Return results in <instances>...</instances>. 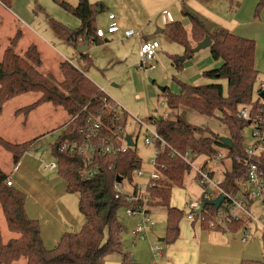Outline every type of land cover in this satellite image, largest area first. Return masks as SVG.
Masks as SVG:
<instances>
[{
    "label": "rangeland",
    "instance_id": "obj_1",
    "mask_svg": "<svg viewBox=\"0 0 264 264\" xmlns=\"http://www.w3.org/2000/svg\"><path fill=\"white\" fill-rule=\"evenodd\" d=\"M67 1L74 6L79 4V0ZM260 1L89 0L90 3L98 5L96 26L107 32L111 24L109 14L113 13L119 32L111 35L107 33L101 38L100 43L92 42L89 45L87 53L92 58L93 65L87 70V75L99 89L104 88L105 93L118 104L121 114L127 113L125 131L134 136L135 146L132 149H135L141 158V166L137 170H140L142 175L134 172L130 175L131 181L129 178L124 179L119 183L118 189L124 194H132L137 184L139 189L138 193L133 194L136 198L133 204H137L141 199L144 211L146 210L150 220L155 224L148 229L144 238L136 237L134 231L143 220V213L137 211L129 214L125 206L120 207L117 217L123 228L121 231L122 253L107 255L105 264H183L179 262L184 258L185 245L177 243L185 233L187 236L196 235L197 239L192 242L206 249L207 260H209L206 264H241L243 260L264 261V232L260 227L252 226L253 235L246 243L242 242L243 229L234 233L227 232L228 235L224 238L228 244H221L223 234L219 230L208 229L211 241L204 244L205 240L201 239V218L197 217L193 221L188 219V214L192 212L191 203H198L203 192L200 184L195 181L194 170L195 166L201 165L205 160L201 156L193 161L194 167H191V172L185 174L183 185L172 187L170 203L183 211L180 222L181 235L175 241L176 243H166V209L160 204L151 203L153 199L148 190L155 167L156 147L154 144L145 143L148 131L140 123V121L149 123L150 120L160 117L176 119L182 111L170 108L166 95H180L184 85L220 84L225 94L228 90L226 79L204 75L206 71L222 65V60L214 58L210 47L188 52L184 44L171 40L165 32H158L159 28L167 29L168 27L169 22L163 14L164 10L168 11L171 23L179 22L183 25L192 49L197 46V42L192 39L191 18L184 13V10L198 15L210 33L223 29L253 40L256 46L255 61L259 76L250 105H255L260 100L258 90L260 85L264 84V8H258ZM10 12L22 22L26 29L22 27V30L21 23L17 20L13 22ZM57 24L72 30L79 28L81 21L58 0H13L11 11L0 5V57L2 51L8 46V38L22 31L23 38L16 50L27 48L34 40L42 54V70L45 73L50 72L57 84H60L64 77L59 68L58 58L81 68H84L85 63L78 59L79 53L75 45L68 42ZM126 30H133L135 34L127 37ZM143 40H157L160 46L155 58L141 65L139 50ZM183 57L185 59L182 60V66H178L177 60ZM38 98L39 94L25 93L7 101L0 110L1 137L14 143L33 142L32 147L23 157L25 161L21 168L23 176L20 171L13 173L12 154L1 145L0 168L12 174L15 187L25 193L26 212L40 225L46 248L53 249L57 247L65 233L70 230L80 231L84 218L79 209V196L67 191L66 183L57 170L51 171L44 168L45 163L56 160L53 146L61 135L60 129L67 126L72 119L71 115L64 108L54 106L50 102L40 104L30 113L22 112L24 107L34 103ZM185 114L196 125L209 126L208 130L220 133V136L226 135L225 128L218 124L216 119L189 110ZM252 131V125L244 127L245 145L252 143ZM37 137H39L38 140ZM42 145H47L44 152L38 150ZM25 165L30 166L39 178H43L53 187V199L58 197V193L61 197L53 202L49 201V204L43 203L46 196L41 193L36 194L30 188L29 175L27 177L26 173H23ZM230 165L231 161L226 159L216 168V178L222 179L224 169H228ZM209 167L214 168L212 165ZM163 182L166 181L161 183ZM255 208L258 213L259 205H255ZM0 233L5 242L19 236L9 230L1 206ZM157 246L160 247L159 251L154 250ZM173 249L174 251L171 252ZM238 253L240 255L237 263ZM26 262L25 258H20L14 264H26Z\"/></svg>",
    "mask_w": 264,
    "mask_h": 264
},
{
    "label": "trees",
    "instance_id": "obj_2",
    "mask_svg": "<svg viewBox=\"0 0 264 264\" xmlns=\"http://www.w3.org/2000/svg\"><path fill=\"white\" fill-rule=\"evenodd\" d=\"M0 1L11 7L13 0ZM58 1L81 21V26L72 30L57 24L66 34L68 42L75 46L81 45L85 42L86 35L89 36L90 44L101 42V37L97 35L99 27L96 26L98 5L90 3L89 0H79L77 6L67 0ZM260 7L264 8V0L259 2L258 8ZM184 13L191 18L194 42L198 43L209 35L214 58L222 60L219 68L208 70L204 75L226 79L228 90L225 94L220 84L184 85L180 95H166L170 108L179 109L181 114L174 120L160 117L149 122L156 126L168 144L157 158V168L166 180L162 178L148 184L153 199L151 203L155 202L166 209L167 244H172L179 238L183 213L170 203L172 187L182 186L185 174L191 172V166L182 155L188 152L193 161L200 156L205 158L201 163L203 167L213 158H219L222 164L226 159L230 160L231 165L224 169L220 186L228 193H241L247 173L246 167L237 159L246 155L243 130L250 122L239 118L238 112L241 106L252 103L259 76L253 40L223 29L210 33L198 15L188 10H184ZM167 25L164 32L169 38L184 44L188 52H193L183 25L171 21ZM21 36L22 33L17 32L11 37L0 57V110L7 101L16 96L35 93L39 94V98L24 107L22 112L30 113L40 104L50 102L64 108L71 115L70 122L61 129V135L53 146V153L58 164L57 171L64 179L67 191L79 196V209L84 224L78 232L65 233L56 248H46L40 225L26 212L25 193L16 188L14 183L8 185L7 178L10 175L0 168V206L9 230L19 235L5 242L0 233V264H14L20 258H25L26 264H105L107 255L122 253L123 228L117 217L119 208L125 206L136 209L143 206L139 198V202L133 204L136 199L133 194L138 193L137 186L132 194H124L115 187L118 177H121V182L126 178L131 179L130 175L141 166V158L135 149L130 148L128 152L118 155H94L91 161H87L81 155L60 152L59 147L65 141L84 139L80 129L87 125L89 116H98L99 113L106 124L104 133L113 135L120 128L122 132L119 134L123 133L127 113L121 114L120 108L110 96L103 93L88 77L87 70L93 65V61L87 52L79 54V60L85 63L84 68L76 67L68 61L61 63L60 71L64 78L57 84L53 76L40 69L42 61L36 46H29L22 55L18 53L16 48ZM177 65L182 66V60H177ZM258 104L259 101L254 107ZM84 107H87L86 111H83ZM187 110L216 119L225 128V136L233 140V146L226 147L220 141V133L192 123L185 114ZM32 143H14L0 136V145L12 154L14 166L32 147ZM173 149L179 154L174 155ZM219 154L223 156L219 157ZM260 160L264 168V153ZM89 171H96V174L90 176ZM213 175L216 172L213 171ZM162 181L166 182L161 183ZM215 213L214 206H204L202 213L196 215V218H201V228L209 229V219ZM244 225V221L234 222L230 226V232H237ZM241 264H264V261L243 260Z\"/></svg>",
    "mask_w": 264,
    "mask_h": 264
},
{
    "label": "built area",
    "instance_id": "obj_3",
    "mask_svg": "<svg viewBox=\"0 0 264 264\" xmlns=\"http://www.w3.org/2000/svg\"><path fill=\"white\" fill-rule=\"evenodd\" d=\"M163 14L166 18V21L170 22L168 11L164 10ZM109 19L111 20V24L108 27L107 32L100 28L97 30V35L101 38H103L106 33L114 34L119 32L118 24L115 21L116 17L113 13L109 14ZM134 34L135 33L133 30L125 31V35L127 37H131ZM159 46L160 44L157 40L142 41L139 50L141 65H143L147 60L155 58ZM263 89L264 84H261L260 89L258 90V96ZM100 90L105 93L104 88H100ZM116 106H118V104H116ZM254 106L255 105L253 104L243 105L240 107L238 112V117L249 121L250 125L253 127V141L250 145H246L245 157L242 159H237L239 163H242L246 167L247 173V179L243 183L244 187L242 188L241 193L234 195L226 192L220 186L221 179H217L216 175H213V171L215 172V169L222 165V162L219 158H213L209 160L206 167L199 165L195 166L194 168L195 181L200 184L203 192L198 203H191L192 212H190L187 216L189 220L193 221L196 219V215L200 214L197 213V209L199 208L201 202L215 199L219 195L223 194L225 197L223 202L221 203L220 207L216 209V213L209 219V229L219 230L227 233L230 232V226L234 222L238 223L244 221L245 225L242 227L244 230L242 242L244 243L248 242L249 238L253 235L251 232L252 226L256 225L264 232V168L262 167L260 160L262 154L264 153V99L260 98L257 107L255 108ZM86 110L87 107H84L83 111ZM102 119L101 113H99L98 116H89L87 118V125L80 129V133L83 135L84 139L81 141L77 139L65 141L61 143L59 151L78 154L83 156L87 161H91L94 155H118L121 153H126L130 150V148H133L127 143L126 135L128 133L124 130L123 133L119 134V132H122V128H120L118 133L113 132V135L104 133L106 124ZM116 119L119 120L117 117ZM140 123L141 126H143L148 131V134L145 137V143L148 145L154 144L156 147V154L154 158L155 167L151 176V181H157L163 178V174L157 168V158L161 151L168 146V144L163 140L153 123H146L143 121H140ZM172 151H174V155L179 154L174 149ZM222 156L223 154H219V157ZM182 158L191 167H194V162L191 160L190 154L188 152L185 155H182ZM209 165H212L214 168H210ZM44 168L45 170L57 169V161L54 160L52 162L45 163ZM135 173L142 175L140 170H136ZM94 174H96V171H89L90 176H93ZM247 181L250 183L249 188L246 185ZM7 184H13V181L10 177L7 178ZM115 187L118 189L119 183H116ZM119 195L120 194L118 193L117 197H119ZM255 205H259L260 211L258 213H256ZM127 209L129 214H134L137 211L143 213V220H141L138 224L134 234L136 237L144 238L148 232V229L155 226L154 222L150 220L146 210L144 211V205L136 209L131 207H127ZM154 250L159 251L160 247L157 246L154 248Z\"/></svg>",
    "mask_w": 264,
    "mask_h": 264
},
{
    "label": "crops",
    "instance_id": "obj_4",
    "mask_svg": "<svg viewBox=\"0 0 264 264\" xmlns=\"http://www.w3.org/2000/svg\"><path fill=\"white\" fill-rule=\"evenodd\" d=\"M0 5L4 8L5 7V9L6 10H8L9 9V11H11V7H7V6H5L2 2H0ZM11 13V12H10ZM11 16L13 17V22L15 23V20H17L18 22H20L21 23V29H22V27H24V29H26V27L22 24V22L17 18V17H15L12 13H11ZM23 30V29H22ZM21 31V30H20ZM26 32H27V30H26ZM164 32V31H163ZM21 33H22V31H21ZM30 33V32H29ZM118 33V32H117ZM107 34V33H106ZM109 35H111L110 33H108ZM115 34V33H114ZM64 36H65V38L67 39V36H66V34L64 33ZM106 36V35H105ZM11 37H9L8 38V42H9V39H10ZM23 38V35L21 36V38H20V40H19V42H18V45H17V47L20 45L19 43H20V41H21V39ZM35 38V37H34ZM31 44L29 45V46H31V45H34V46H36V48H37V50H38V52H39V54H40V57H41V61H42V64H41V67H40V69L42 70V65H43V58H42V54H41V51L39 50V48H38V46L35 44V42H34V40H32V42H30ZM28 46V47H29ZM27 47V48H28ZM26 47L24 48V49H19L18 48V53L19 54H24V52L26 51V49H27ZM78 59H79V57H78ZM64 61H67V60H62V59H60V58H58V62H59V68H60V65H61V63H63ZM69 62V61H68ZM43 71V70H42ZM44 73H45V71H43ZM45 74H47V75H49V76H52V74L50 73V72H48V73H45ZM193 112V111H192ZM195 113V112H194ZM191 121V120H190ZM192 122V121H191ZM193 123V122H192ZM195 124V123H194ZM201 127H209V126H201ZM60 131H61V129H60ZM226 131V130H225ZM39 139V137H37V140ZM47 149V148H46ZM26 154V153H25ZM24 154V155H25ZM24 155L22 156V158H21V160L18 162V164L17 165H13V173L15 172V174L16 173H18V171H20V174L22 175V166H23V164H24V162L25 161H23V157H24ZM13 160V159H12ZM12 160H11V162H12ZM52 161H54V160H52ZM51 161V162H52ZM13 164V163H12ZM54 170H57V169H54ZM54 170H51V171H54ZM7 172V171H6ZM36 171H34V170H32L31 169V167L30 166H28V165H25V169L23 170V173L25 174L26 173V175H27V177H28V175H29V180H31V183L29 184V186H30V188L31 189H33L34 191H35V193L36 194H42V195H45L46 196V198L44 199V202L43 203H46V204H49V201H51V202H53L54 200H57V199H59L60 197H61V195L58 193L57 195H58V197L56 198V199H53L52 198V195L54 194L53 193V187L46 181V180H44L43 178H39V176L38 175H36V173H35ZM10 175V178L12 179V181H13V183H14V180H13V177H12V174H9ZM23 176V175H22ZM19 180V179H18ZM20 182V181H19ZM53 190V191H52ZM172 192V191H171ZM78 195V194H77ZM181 229V228H180ZM208 232H210L208 229H201V235H202V237H201V239H203V240H205V242H204V244L205 243H208L209 241H211L210 239H211V235H210V233L208 234ZM223 235H221L222 237H223V243H221V244H224V243H226V244H228V241L227 240H225V238H224V236L226 237L228 234L226 233V232H223V231H220ZM195 234V233H194ZM180 235H181V231H180ZM179 238H180V236H179ZM178 238V239H179ZM217 237H215V239H216ZM197 238H196V235H186V233L183 235V237L182 238H180L179 239V241H178V243L177 244H180V245H185V251H183V253H184V258H183V260L181 261V262H179V263H183V264H206V263H208V261L209 260H207V251H206V249H204V248H202V247H199V246H197L194 242H192L193 240H196ZM177 241V240H176ZM192 242V244L189 246V243H191ZM176 243V242H175ZM175 246V245H174ZM173 246V247H174ZM172 251H174V249L173 250H171V252ZM239 255H240V253H238L237 254V259H236V261H237V263H238V259H239Z\"/></svg>",
    "mask_w": 264,
    "mask_h": 264
},
{
    "label": "water",
    "instance_id": "obj_5",
    "mask_svg": "<svg viewBox=\"0 0 264 264\" xmlns=\"http://www.w3.org/2000/svg\"><path fill=\"white\" fill-rule=\"evenodd\" d=\"M164 29L159 28L158 32H163ZM212 44V39L209 35H207L202 41L197 43V46L193 49V52L199 51L200 49L206 48V47H210ZM89 36L86 35L85 38V42L81 45H77L75 46V49L78 51L79 54H83L85 52L88 51L89 49ZM185 58L183 57L181 60H184ZM164 89V88H163ZM259 97L264 99V89L259 93ZM163 118V117H161ZM126 140L129 146L134 147L135 146V141L133 139V135L131 134H127L126 135ZM220 141L228 148H231L233 146V140L230 137L227 136H221L220 137ZM47 148V145H42L38 150L40 152H44ZM121 177H118L117 182L120 183L121 182ZM247 187H250V183L247 181L246 183ZM224 195L221 194L218 197H216L215 199H210V200H205L204 202L200 203L199 208L197 209V213H201L202 210L204 209L205 205H211L214 206L216 209H218L221 205V203L224 200ZM70 232H72V230H70Z\"/></svg>",
    "mask_w": 264,
    "mask_h": 264
}]
</instances>
